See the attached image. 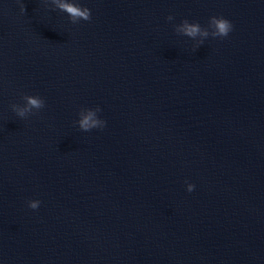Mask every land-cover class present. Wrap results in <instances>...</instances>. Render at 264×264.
Here are the masks:
<instances>
[{"label": "water", "instance_id": "95a60500", "mask_svg": "<svg viewBox=\"0 0 264 264\" xmlns=\"http://www.w3.org/2000/svg\"><path fill=\"white\" fill-rule=\"evenodd\" d=\"M75 2L0 0V264H264V0Z\"/></svg>", "mask_w": 264, "mask_h": 264}, {"label": "clouds", "instance_id": "9594fccd", "mask_svg": "<svg viewBox=\"0 0 264 264\" xmlns=\"http://www.w3.org/2000/svg\"><path fill=\"white\" fill-rule=\"evenodd\" d=\"M20 2V0H18ZM44 2L53 5V10H59L66 13L70 18L71 23L77 24L80 21H90L91 10L87 7H82L76 3L75 0H44ZM21 14L25 13L24 3H20ZM168 22L174 20V17L169 15ZM174 31L177 35L186 36L196 41L195 49L197 50L204 44V41L209 37L216 39H224L233 31V24L223 16H212L209 18L206 26H201L199 22H189L187 19L182 20L178 25H174ZM23 105L12 104L11 109L17 117L27 119L29 116L36 115L41 109L45 108V101L40 96L23 95ZM102 109L100 107L81 108L78 113L79 119L75 122L79 126V130L83 132H90L93 129L103 130L106 127V121L98 118V113ZM187 184V192L191 193L195 189V185L185 182ZM39 200H32L28 202V207L33 211L40 206Z\"/></svg>", "mask_w": 264, "mask_h": 264}]
</instances>
